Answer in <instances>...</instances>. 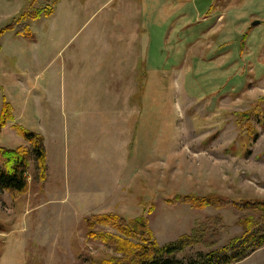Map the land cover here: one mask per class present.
I'll return each mask as SVG.
<instances>
[{
  "label": "rangeland",
  "instance_id": "rangeland-1",
  "mask_svg": "<svg viewBox=\"0 0 264 264\" xmlns=\"http://www.w3.org/2000/svg\"><path fill=\"white\" fill-rule=\"evenodd\" d=\"M127 1L59 0L26 20L33 38H0L14 114L0 146L31 148L21 124L43 136L47 166L39 179L31 154L27 192L0 195V264H98L112 251L87 236L89 214L143 215L160 245L221 215L212 244L177 254L195 255L240 235L237 213L168 199H264V126L253 119L251 140L235 116L264 95V0ZM46 3L0 0V25ZM233 264H264V245Z\"/></svg>",
  "mask_w": 264,
  "mask_h": 264
},
{
  "label": "trees",
  "instance_id": "trees-1",
  "mask_svg": "<svg viewBox=\"0 0 264 264\" xmlns=\"http://www.w3.org/2000/svg\"><path fill=\"white\" fill-rule=\"evenodd\" d=\"M58 1L47 0L46 5L31 13L24 10L18 12L0 25V38L5 32L12 30L17 35L33 38L30 24L26 20L51 15ZM261 103H264V95L259 96L250 108L235 113L236 121L240 125V134L251 140L258 136L253 119L256 118L264 126V110H258ZM13 120V106L5 95H2L0 134ZM11 126L31 146V148L0 146V195L6 191L12 199H16L29 188L27 170L31 154L36 161L39 179L45 178L47 166L43 136L18 123ZM168 201L186 203L195 208L230 206L237 213V223L243 232L228 239L218 248L179 257L178 252L187 246L200 242L212 244L213 239L223 230L222 216L219 214L211 216L210 227L194 228L190 233L182 234L160 245L153 238V232L143 215L126 218L111 212L89 214L83 219L87 236L99 240L112 251L107 257L100 258L98 264H233L264 245V199H231L209 192L199 195L179 194Z\"/></svg>",
  "mask_w": 264,
  "mask_h": 264
},
{
  "label": "crops",
  "instance_id": "crops-1",
  "mask_svg": "<svg viewBox=\"0 0 264 264\" xmlns=\"http://www.w3.org/2000/svg\"><path fill=\"white\" fill-rule=\"evenodd\" d=\"M86 1H87V0H81V3L84 2V4H85ZM113 1H114V0H107V2H109V4H111ZM124 1H127V0H124ZM141 1H142V0H141ZM141 1H140V0H132V1H127V3H128V4H136V3L141 2ZM145 1H146V0H144V3H145ZM159 1H163V0H158V2H159ZM181 2L183 3V0H181ZM181 2H180V3H181ZM120 3H121V2H120ZM182 3H181V4H182Z\"/></svg>",
  "mask_w": 264,
  "mask_h": 264
},
{
  "label": "water",
  "instance_id": "water-1",
  "mask_svg": "<svg viewBox=\"0 0 264 264\" xmlns=\"http://www.w3.org/2000/svg\"><path fill=\"white\" fill-rule=\"evenodd\" d=\"M259 23V20H255L252 22V25H255V24H258Z\"/></svg>",
  "mask_w": 264,
  "mask_h": 264
}]
</instances>
